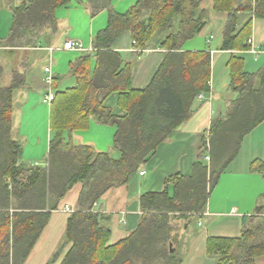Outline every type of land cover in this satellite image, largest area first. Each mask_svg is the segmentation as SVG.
<instances>
[{
    "label": "trees",
    "instance_id": "1",
    "mask_svg": "<svg viewBox=\"0 0 264 264\" xmlns=\"http://www.w3.org/2000/svg\"><path fill=\"white\" fill-rule=\"evenodd\" d=\"M113 0H88L92 17L106 11L108 23L93 38L92 51L70 63L76 86L57 91L51 104V140L45 165L22 162V145L12 135L14 94L27 85V74L12 72L2 86L0 68V264H25L63 199L77 184L82 190L67 222L64 239L48 264H182L175 250L181 222L202 216L220 177L238 157L244 139L264 123V65L246 71L245 60L234 55L229 64V102L222 118L212 122L191 176L170 177L161 192L141 197L142 219L127 238L109 246L111 229L95 207L111 189L126 184L158 148L185 125L200 95L209 97L212 54L184 51L209 21L205 0H138L118 13ZM73 0H12V26L1 41L9 49H35L59 32L57 11ZM78 2L82 3L81 0ZM214 10L228 15L221 51L250 49L253 20H264V0H213ZM249 14L240 25L241 16ZM129 33L134 48L166 51L149 84L134 90V66L114 45ZM60 79V78H59ZM60 81V80H59ZM256 82L258 83L256 85ZM118 93L117 115L105 106ZM116 127L113 151L96 152L70 139L86 129L90 119ZM209 161L206 162V158ZM250 171L264 179V161ZM264 195L256 209L264 214ZM259 226H249L239 238H209L207 255L214 264H256L264 256Z\"/></svg>",
    "mask_w": 264,
    "mask_h": 264
},
{
    "label": "crops",
    "instance_id": "2",
    "mask_svg": "<svg viewBox=\"0 0 264 264\" xmlns=\"http://www.w3.org/2000/svg\"><path fill=\"white\" fill-rule=\"evenodd\" d=\"M10 1L12 0H0L2 86H9L12 80V72L19 70L27 74V85L17 90L18 92L23 94L26 90L29 92L34 90L35 92L39 88L47 89L45 68L51 67L54 78H58L57 87L63 80L57 69H63L65 64L68 63L67 68L70 75V63L86 53V51L64 50L66 42H79L81 34L76 35L74 33L75 36L73 37L76 39L65 41L61 48L53 45V42H56V35L46 44L35 49H9L3 47L1 41L8 37L12 26ZM74 1L67 8H61L57 11L59 30L65 28L69 20L71 24H74L76 20H82L83 25H87L85 30L90 32L89 49H92L94 36L106 25L105 11L100 13L101 16L99 14L92 17L87 6L81 8ZM87 1L81 0V4L84 5ZM137 1H134V4ZM113 2L115 10L121 11L119 7L122 4L118 6ZM126 2L129 3V0ZM126 2L123 3L127 5ZM202 6L208 11V24L193 41L184 46V51H208L212 54L211 93L209 97L204 96L201 100L198 98L190 120L158 148L155 155L147 161L139 172L132 175L126 184L109 190L95 207V212L104 218V224L111 229L109 246L121 242L137 229L143 216L140 200L144 194L163 191L166 188V181L170 177L192 175L193 165L199 159L202 151L203 137H208L212 122L217 118H222L226 113L228 103L237 98V94L230 90L229 75L223 80L222 85L218 83L219 79L216 83V67L222 69L223 75L234 55H240L244 60L245 55H253L255 62H259L258 57L264 55V20L254 19L252 24L251 39H253L254 46L259 52L257 56L250 53L249 50L245 52L237 50L221 51L222 34L228 15L225 12L215 11L213 0H205ZM63 9H70L71 12H64ZM248 18L249 14L242 15L240 25H243ZM96 23L99 25L95 26ZM81 38L87 39V37ZM213 41H217L214 48L212 47ZM61 49L65 53L77 52L74 55L75 59L72 60L74 56H68V60L60 64L61 55L57 59L54 58V55ZM114 49L123 53L125 61L131 62L134 66L131 81V87L134 90H142L149 84L166 55V51L163 49L152 48L141 51L134 48L129 33L120 36L114 45ZM41 58H45L47 63L38 70L32 64ZM58 64L61 66L60 68ZM13 68H21V70ZM245 69L248 71L246 63ZM218 74L220 76V73ZM76 82L73 87L76 86ZM15 96L16 92L14 94V110ZM118 99V93H114L106 100L105 106L111 108L117 115H124L125 112L118 106ZM43 100L42 103L47 105ZM38 103L29 99L23 103V111H19L21 115L17 119L13 117L12 135L14 140L22 145V162L27 165L46 164L52 136L50 129L51 105H49V112H47L45 106ZM27 111H29L28 114ZM115 134L116 127L99 124L96 119L91 118L88 127L75 130L71 133L70 139L76 145H88L94 148L96 152H112L115 157H118V153L113 151ZM255 160L264 161V123L244 139L238 157L220 177L202 216L192 218L189 222L180 223V229L176 233L177 236L186 232L184 229L185 224H187L186 229H188L194 221H199L198 228L188 236V241L184 245V255L178 256L182 260V264H214V259L207 255L209 238H239L247 227L262 224L264 214H257L256 209L264 195V179L259 174L250 171V165ZM208 161L209 158L207 157L206 162ZM141 173L144 174L141 175ZM81 190L82 184L75 185L63 199L60 209L52 213L49 224L25 264H48L62 243L67 229V222L71 213H67L64 208L69 206L72 212L76 209ZM200 220L205 222L201 224ZM260 236V239L264 241L263 227H261ZM63 258L64 255L54 264H61ZM256 264H264V256L258 257Z\"/></svg>",
    "mask_w": 264,
    "mask_h": 264
},
{
    "label": "rangeland",
    "instance_id": "3",
    "mask_svg": "<svg viewBox=\"0 0 264 264\" xmlns=\"http://www.w3.org/2000/svg\"><path fill=\"white\" fill-rule=\"evenodd\" d=\"M113 1H114L113 3L115 5L119 6V4H122L119 7L121 9V11H118V10L117 11L120 12V13H125L134 4V1H136V0H129V3L126 2L127 0H113ZM74 2L77 3L78 6L81 7V8H84L85 6H87L86 3H84V5H83V4H81L80 2H78L76 0ZM123 2H126L127 5L124 4ZM62 11L71 12L70 9H63ZM104 14L106 16V19H107L106 21L107 22H106V25L103 26L101 29H104L107 26V23H108V13L105 11ZM100 16H101V14H100ZM98 25L99 24L96 23L95 26H98ZM86 28H87V25H83V21L82 20H76V22L74 24H71V21L69 20V23L67 22V26L65 28H62V30L60 29L59 32L56 34V36H55L56 42H53V45L58 47V48L63 47L61 45H63L65 43V41L76 39V38L73 37V36H75L74 35V33H75L76 35L81 34L80 39L78 41L81 42L86 49H89L90 48V32L88 30H85ZM81 37H87V39H83ZM193 40H191V41H193ZM191 41H189V42H191ZM189 42H187V43H189ZM212 45H213L212 46L213 48L216 47L217 41H213ZM55 54H56V55H54L55 59H57V57H59L61 55V59H60L59 63L62 64V62L68 60V56L73 57L75 54H77V52L76 53L75 52H70V53L66 52L65 53V52H62V49H61V50L57 51ZM258 58H259V62H255L253 55L252 56L249 55V54L245 55V63H246L248 71L254 73V72L258 71L260 69V67H262L261 65H263V62H264V55H261ZM73 59H75V56L72 58V60ZM45 63H47L46 59L45 58H41L39 61H37L36 63L34 62L32 65L36 66L38 68V70H40L41 67L43 65H45ZM67 65H68V63H66L65 66L63 67V69H61V70L57 69L59 71L58 73L61 74V78L63 79L62 82H60L58 84L57 91H61V90L63 91L65 89L73 87L75 85L76 80H75V78L71 77V75L68 74V70L69 69L67 68ZM60 67L61 66L59 65V68ZM13 69H20L21 70V68H13ZM221 70L222 69H219V68L217 69V67H216V70H215L216 77H217L216 78V83L218 82V79H219L218 83L220 85H222L223 80L226 77H228V75H229L228 69L224 70L223 75H222V71ZM218 73H220V76H218L219 75ZM47 92H48V90L44 89V88H42V89L39 88V90L35 91V92H34V90L33 91L30 90V92L28 90H26L25 93H23V94L18 92V91H16L15 110H14L13 117H15V119H17V117L19 115H21V114H19V111L20 110H21V112L23 111V108H22L23 107V103H25L29 99H32V101H35V102L37 101V103L40 102L38 104H40L42 106H45L47 112H49V105H44L42 103V100L46 96ZM54 92H55V90H54ZM28 112L29 111H27L26 113L28 114ZM26 163H28V162H26ZM200 221H201V224H203L205 222L204 220H200ZM198 223H199V221H197V220L194 221L190 225V227L188 229H186V225L187 224H185L184 229L186 230V232L185 233L183 232L181 235H179V236H177L175 238V247L174 248L176 249V252H177L178 256L181 257V255H184V253H183L184 245L188 241V236L190 234H193L195 229L198 228Z\"/></svg>",
    "mask_w": 264,
    "mask_h": 264
},
{
    "label": "built area",
    "instance_id": "4",
    "mask_svg": "<svg viewBox=\"0 0 264 264\" xmlns=\"http://www.w3.org/2000/svg\"><path fill=\"white\" fill-rule=\"evenodd\" d=\"M248 44L250 46V49H249V52L254 54L255 56H257V54L259 53L257 51V49L255 48L254 46V41L253 39H249L248 40ZM64 50L66 51H92V49H89V50H86L83 45L80 43V42H77V41H68L65 43L64 45ZM45 83H46V86H47V94L46 96L44 97V103L47 104V105H51V103L53 102V100L55 99V92L53 90V84H54V81H55V78H54V75H53V71L51 69V67H47L45 68ZM200 100L204 98V95H200L198 97ZM144 173H141V175H143ZM65 211L67 213H72V210L69 206H65Z\"/></svg>",
    "mask_w": 264,
    "mask_h": 264
}]
</instances>
